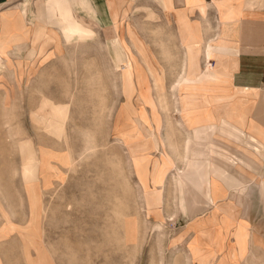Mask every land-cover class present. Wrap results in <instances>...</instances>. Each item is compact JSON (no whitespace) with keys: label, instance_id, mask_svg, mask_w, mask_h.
<instances>
[{"label":"rangeland","instance_id":"1","mask_svg":"<svg viewBox=\"0 0 264 264\" xmlns=\"http://www.w3.org/2000/svg\"><path fill=\"white\" fill-rule=\"evenodd\" d=\"M37 1H12L2 6L1 12L8 8L22 11L27 3L26 20L32 13L30 22H34L36 9L54 10L47 8L53 0L36 8ZM62 1L67 8L65 15L55 9L57 16L52 24L59 25L64 35L60 29L58 35L45 34L42 53L35 47L39 42L32 46L33 40L30 43L27 38L19 51L10 49L14 65L5 64L0 69V217L7 222L11 216L17 219L15 223L24 224L30 214L27 225L18 229L38 230L42 236L36 238H45L47 249L58 251V264H187V222L191 217L180 207V189L175 182L178 171L171 169L165 157L170 155L179 171L184 170L188 134L182 128V112L176 111L180 105L173 89L187 95L181 98L183 110L187 106L192 112L191 108L212 107L234 99L225 94L230 89L187 91L182 78L195 79L202 73L194 64L188 65L187 75L178 81L182 66L148 65L153 78L148 76L147 64H137L135 51L117 34V27L113 33L118 43L125 44L133 57L127 56L133 63L121 70L113 56L122 49L112 43L111 50L104 35L97 34L90 49L83 44L88 41L71 39V32L61 21L65 17L73 24L70 0ZM33 24H29L31 31ZM40 31L43 33L38 29L33 37ZM205 48L199 57L201 68L208 64L213 68L215 65L205 57ZM187 53L193 62L199 50L188 49ZM139 69L146 81L135 79ZM192 115L197 116L194 112ZM159 121L165 147L152 145L155 149L144 160L130 157L126 145L139 141L141 133L143 142L146 137H155L152 130L137 127ZM27 142L38 161L49 153L46 161L54 170L40 171L37 164L29 171L32 161L24 160L22 150ZM230 152L226 147L223 150L225 154ZM160 197V204L153 208ZM251 218L259 223L262 217ZM131 220L135 227L129 232L126 223ZM191 223L196 227L193 237L205 243H213L220 224L225 246H234L226 242L232 236L230 205L195 217ZM8 228L9 232L17 229L11 224ZM181 234L185 238L179 242ZM188 260L201 264L199 259Z\"/></svg>","mask_w":264,"mask_h":264},{"label":"crops","instance_id":"2","mask_svg":"<svg viewBox=\"0 0 264 264\" xmlns=\"http://www.w3.org/2000/svg\"><path fill=\"white\" fill-rule=\"evenodd\" d=\"M12 1L16 0H0V12L3 5ZM47 1H37L36 8ZM26 6L27 3H24L22 11L8 8L6 12L0 13L2 19L0 40L6 36L8 43L12 42L6 47L7 59L0 56V69L5 64L8 67L14 65L10 62L9 53L12 47L16 49L17 41L21 40L22 46L27 38L31 43L33 39H37L38 35V41L32 42L31 45L35 46L39 42L35 47L42 53L44 47L41 48V44L45 42V34L51 36L52 33H56L58 35L60 32L58 30H62L59 25L52 24L55 22L52 18L57 16L54 13L55 9L65 15L63 11L67 8L64 7L62 0H53L47 4V8L54 9L53 11H45L42 7L39 10L36 9L33 18L36 17L37 20L34 22H30L32 13L30 20H26ZM70 6L69 14L73 24L71 25L65 17L61 21L71 32V39L88 41L83 44H87L90 49V42L96 39L97 34L104 35L106 41L108 39L110 41L111 50L112 43H116L122 49V51H117L120 52L119 62H116L114 58L117 52L113 56L118 68L121 66L124 68L133 63L129 57L127 58V56L132 57L128 46L131 51H135L138 65L147 64V74L152 78L153 73L150 74L148 65L152 67L156 65L182 66L180 75L176 79L178 81L187 75L188 65L194 64L200 67L202 72L200 74L204 75L199 84L201 87H229L230 93L225 94L234 98L230 101L241 99L249 103L250 112L246 116L245 126L242 127L244 134L239 135L233 131L237 128L233 123L224 125L220 121L213 120L218 116L213 114V107L210 106L191 108L198 117H203V120L195 123L187 121L184 117L187 113V106L182 112L184 108L179 100L187 98V95L173 89L176 95L174 96L177 101L179 100L180 105L177 111L182 112L180 116L184 124L182 128L188 134L184 149L187 153V157L184 158V170L179 171L180 168L176 167L170 155L167 154L165 157L171 163V169H176L179 173L187 172L189 181L187 211L197 208L205 210L203 214L196 217L200 218L207 215L209 211L221 209L225 204L230 205L232 210L233 223L230 228L232 236L227 238L226 242L234 243V246L231 248L225 246V250L204 249L198 256L212 259L210 264H219L225 257L232 264H264V186L254 188L244 181L245 178L257 177L264 184V0H70ZM29 22L34 23L33 31L29 28ZM38 29H43V33L40 31L33 37ZM113 29H117V34L127 46L118 43ZM62 33L64 35L63 30ZM204 48L206 59L215 67L210 68L207 63L205 69L201 68L199 57ZM188 49L199 50L193 62L189 61L191 57L188 56ZM207 49L210 51L209 56ZM138 50L143 55L140 56ZM134 75L138 76L136 80L146 81L142 70ZM173 86L174 84L171 87ZM8 89L10 98V87ZM153 102L156 104L155 101ZM137 128H139L137 130H152L155 134L153 138L146 137L143 143L144 133H141L142 137L139 139L141 143L165 147L164 137L162 138L160 133L161 121L151 122ZM199 130L202 132H196ZM223 136L226 137L225 140ZM231 138L236 141L230 140ZM196 140L202 142L208 149L200 153L195 151L193 144ZM212 145H215V148H212ZM258 145L263 149L254 148ZM225 147L231 151L230 154L223 153ZM240 152L244 153L242 156L244 161H247V165L241 166L239 159L243 158ZM197 153L199 155L205 153V156L197 157ZM197 160L201 163L209 162L212 165L210 171L207 169L202 172V179H204L202 182L195 180L198 171L193 172L190 169L191 163ZM165 174L160 178L162 183ZM226 178L230 179V183L225 181ZM39 179L42 183L43 178L40 176ZM192 179L195 180L197 187L192 185ZM212 179L215 181L214 186L211 185ZM160 202L161 197L153 208H157ZM28 210L30 213L29 207ZM7 214L9 216L8 212ZM252 215L262 217L259 223L253 221ZM5 220L0 217V225L5 228H0V264H58L56 260L58 251L47 249L45 238H36L38 235L42 236L40 233L37 234L38 230L18 229V227L27 225L30 221V214L24 224L15 223L17 219L11 216L8 218L9 221ZM191 222L192 219L187 222V242L190 237L192 238L196 229ZM8 224L16 226L17 229L9 232ZM218 227L222 226L219 224ZM218 233L223 238L222 228L217 230L216 227L215 235ZM211 241L217 242L219 239H211ZM224 241L223 245H225ZM240 242L243 243L244 249L239 246ZM188 258L191 256L187 250V264H191Z\"/></svg>","mask_w":264,"mask_h":264},{"label":"bare ground","instance_id":"3","mask_svg":"<svg viewBox=\"0 0 264 264\" xmlns=\"http://www.w3.org/2000/svg\"><path fill=\"white\" fill-rule=\"evenodd\" d=\"M38 39H39V36L37 35V39L36 38L33 39V43L36 40L38 41ZM8 44L11 45L12 42L8 43L7 37L4 36L0 40V56H3L4 58L8 57L7 56V52H6V47L8 46ZM20 49H21V40L17 41L15 50L19 51ZM114 58H115L116 62H119V60H120V52H117L116 56H114ZM124 68H121V69H124ZM203 76L204 75L198 74L195 79L184 78L185 80L182 79L181 81H182L183 86L187 87V91L190 90V89H194V88H196V89L207 88V87H201L199 85L200 84V80L202 79ZM179 100H180V103L183 105V100L181 98ZM249 106L250 105H249V103L247 101L241 100V99H237L235 101H227V102L216 103L212 107H213V112H214L213 114H216L218 116V118L217 119H213V120L220 121L224 125H227V123H233V125H235L237 127V128H234L233 131L238 133L239 135H243L244 131H243L242 127L245 126L246 116L250 112ZM183 111H185V110H182V112ZM192 113L193 112H191V111H187V113L184 114V117H186V118L189 117V119L191 118V120H190L191 123H195L197 121L199 122V121L203 120V117L201 118V117L193 116ZM213 117H214V115H213ZM216 131H218V130H216ZM196 132L201 133L202 131L199 130V131H196ZM143 143H141V141L139 140V141H136V142H133V143H130V144L126 145L130 157L135 158V159L139 158L141 160H144L149 155V151L152 150L153 148L155 149L154 146L148 145V144H143ZM212 148H215V145H212ZM254 148L255 149H261V150L263 149V147L259 146V145L254 147ZM193 149L200 153L202 151L204 152L205 150H207L208 147L206 145L202 144V142H200L199 140H196V142L193 144ZM22 150H23L24 160L25 159H30L32 161V165H31V167H29V171H30V168L32 170H34V168L37 166V164L40 165V171H45L46 172L47 170H52L53 169V167H51V165L46 161V160H48L49 153L43 154L41 160L38 161V160H36V157H34L35 153H34L33 148H32L30 143H28V142L25 143L23 145V147H22ZM199 153H197V157L205 156V153H202L201 155H199ZM256 153H257V151H256ZM240 154H241V157L243 158V159H239V161L241 163V166L242 165H247V161H244V157L242 156V154H244V153L240 152ZM211 168H212V165L209 162L208 163H201L198 160H197V162L191 163V166H190V169L193 172L198 171V174H197V177H196L195 180L198 179V181L200 180L201 182L204 180V179H202V176H203L202 172L203 171H207V169L210 171ZM261 173H263V172H261ZM187 178H188L187 172H185V173L177 172L175 174V182L177 181V184L179 185V189H180V201L182 203V205H180V207L183 210V212H187V184H189V181L187 180ZM255 179H258V178L257 177H251V178H248V179L245 178L244 181H245V183L248 186H253L254 188H263L264 184L261 181H259V179L256 182ZM195 180L192 179L191 183H192V185L197 187V184L194 182ZM225 181L230 183V179L226 178ZM211 185L212 186L215 185V181L213 179L211 180ZM188 212H189V214H187V215L189 217H191V219L193 221L195 219V217H197V215L203 214L205 212V210L197 208V209H194V210L190 209V211H188ZM134 225H135V221L134 220H131L130 222L126 223L127 230L129 232L133 231V228L135 227ZM219 228H221V227H219ZM184 238H185V235L181 234V235L178 236L177 241L181 242ZM216 238H218L219 241H217V242L213 241V243H205V242H200L198 239H195L193 236H192V238L190 237V240L188 241V249H189V253H190L191 258L193 260L199 259L201 264H210V260H212V259L205 258V257H200L198 255H200L202 253L201 251L204 248H206V249H224L225 250L226 247H225V245H223L224 238H222L219 235V233L215 236V239ZM220 238H221V240H220ZM239 246L242 249H244L242 242L239 243ZM256 258L260 259L259 257H256ZM219 264H232V263H231V261L228 258L225 257L224 259H221V262Z\"/></svg>","mask_w":264,"mask_h":264}]
</instances>
